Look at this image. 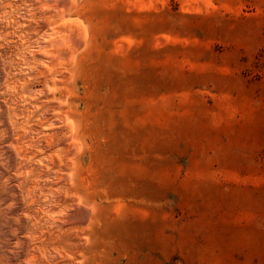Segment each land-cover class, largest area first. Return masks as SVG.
I'll use <instances>...</instances> for the list:
<instances>
[{"label":"rangeland","instance_id":"1","mask_svg":"<svg viewBox=\"0 0 264 264\" xmlns=\"http://www.w3.org/2000/svg\"><path fill=\"white\" fill-rule=\"evenodd\" d=\"M0 264H264V0H0Z\"/></svg>","mask_w":264,"mask_h":264},{"label":"bare ground","instance_id":"2","mask_svg":"<svg viewBox=\"0 0 264 264\" xmlns=\"http://www.w3.org/2000/svg\"><path fill=\"white\" fill-rule=\"evenodd\" d=\"M9 2V1H8ZM7 3V2H6ZM36 15V14H35ZM4 17H6V16H4ZM34 17V16H33ZM12 19V18H11ZM15 22V21H14ZM18 22H19V20H18ZM36 23V22H35ZM18 25V24H17ZM32 25V24H31ZM32 27H34V26H32ZM34 31V30H33ZM60 46V45H59ZM62 46V45H61ZM31 54V53H30ZM16 103V102H15ZM15 105V104H14ZM14 122V121H13ZM25 128V127H24ZM16 129V128H15ZM22 130H24V129H22ZM16 135V137H15V141H13L14 143H15V146H17L16 148H17V151H18V153L19 154H21V157H23L22 159H25V157H26V155H27V153H28V151H27V149L25 148V147H21V145H20V139L22 138V136H23V134H24V132H21V131H17V133H15ZM29 142H31V141H29ZM47 150V149H46ZM17 153V154H18ZM34 154V153H33ZM33 154H32V156H33ZM21 159V160H22ZM26 159H27V157H26ZM25 159V160H26ZM24 162V161H23ZM22 162V163H23ZM21 163V164H22ZM21 166V165H20ZM22 173V172H21ZM21 173H19V174H21ZM22 175V174H21ZM24 176V174L21 176V178ZM20 184V183H19ZM21 185V184H20ZM34 186V184L30 187V189H32V187ZM30 189H28V190H30ZM35 192V191H34ZM28 194V193H27ZM34 194V193H33ZM35 199V198H34ZM36 201V200H35ZM31 203H32V200H31ZM28 204H30V203H28ZM10 207V206H9ZM8 208V207H7ZM36 211V210H35ZM32 213V212H31ZM35 213H33V215H34ZM29 216V215H28ZM33 217V216H32ZM17 221H19V220H17Z\"/></svg>","mask_w":264,"mask_h":264}]
</instances>
